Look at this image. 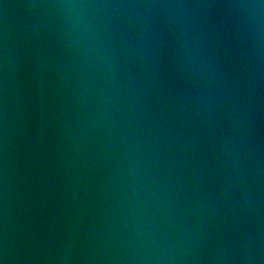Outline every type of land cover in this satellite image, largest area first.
<instances>
[{
    "label": "clouds",
    "instance_id": "1",
    "mask_svg": "<svg viewBox=\"0 0 264 264\" xmlns=\"http://www.w3.org/2000/svg\"><path fill=\"white\" fill-rule=\"evenodd\" d=\"M41 28L55 24L60 51L56 63L63 74L57 82L65 109L62 146L72 164L84 162L85 149L97 137L99 152L117 139L128 137L145 95L144 75L154 47L165 37L173 52L176 75L185 90L199 78H214L205 51V27L214 9L223 7L231 19L227 52L234 65L232 79L223 90L229 120L228 138L219 170L239 199L227 193L211 208L201 207L188 223L157 224L167 206L173 185L169 175L175 163L149 175V165L159 155L158 129L149 139H129L126 199L137 223L117 245V259L136 264H185L206 233H220L212 259L216 264H264V139L257 136V121L264 111V0H232L216 5L208 0H42L28 5ZM19 41H3L5 136L14 130L19 109L16 97V62ZM78 79L72 80V73ZM95 96L84 107L83 98ZM212 95H201L196 105L181 104L172 113L171 143L187 128L206 120ZM120 110L110 123L112 109ZM89 157L87 162H90Z\"/></svg>",
    "mask_w": 264,
    "mask_h": 264
},
{
    "label": "water",
    "instance_id": "2",
    "mask_svg": "<svg viewBox=\"0 0 264 264\" xmlns=\"http://www.w3.org/2000/svg\"><path fill=\"white\" fill-rule=\"evenodd\" d=\"M42 0H0V264H136L117 259V245L137 223L126 199L129 139H149L158 129L159 155L149 165V175L172 162L169 183L173 185L157 224L188 223L201 208H211L222 194L239 199L230 187L219 162L228 138L229 120L223 90L230 83L234 65L227 52L231 19L226 9L213 10L206 21L204 48L214 78H199L190 90L177 79L168 37L153 49L145 75V95L128 137L115 140L99 152L103 139L97 137L85 149L84 162L69 161L61 141L68 134L62 123L65 109L57 82L63 74L56 63L60 51L55 24L41 28L34 9L28 5ZM216 5L232 0H208ZM19 41L16 62V97L19 115L13 131L5 136L3 90V41ZM72 73V80L78 79ZM201 95H212L206 120L187 128L184 137L171 143L172 113L181 104L194 106ZM96 102L91 93L84 107ZM120 119L114 107L110 123ZM257 136L264 139V111L257 121ZM91 157L90 162H87ZM264 202V186L260 191ZM221 239L209 230L194 258L185 264H216L212 259Z\"/></svg>",
    "mask_w": 264,
    "mask_h": 264
}]
</instances>
